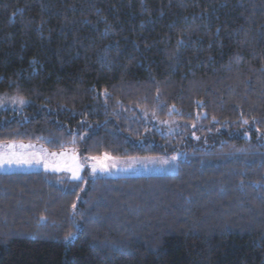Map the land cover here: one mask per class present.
Listing matches in <instances>:
<instances>
[{
    "label": "trees",
    "instance_id": "16d2710c",
    "mask_svg": "<svg viewBox=\"0 0 264 264\" xmlns=\"http://www.w3.org/2000/svg\"><path fill=\"white\" fill-rule=\"evenodd\" d=\"M0 95V143L180 155L0 172V264H264V0H0Z\"/></svg>",
    "mask_w": 264,
    "mask_h": 264
},
{
    "label": "rangeland",
    "instance_id": "374dc122",
    "mask_svg": "<svg viewBox=\"0 0 264 264\" xmlns=\"http://www.w3.org/2000/svg\"><path fill=\"white\" fill-rule=\"evenodd\" d=\"M20 102L15 97L10 99L0 95V107L19 106ZM105 155L108 159L105 161ZM6 158L23 159L29 163L4 164L0 162V172H31L45 170L51 173H64L68 179H74L72 172L64 170L63 165L79 164V178L83 171L87 170L91 176H132L140 173H163L170 174L176 172V163L180 158L178 153L173 155H152L144 157H114L101 154L92 158L80 157L76 149H64L61 151H50L38 144L31 143H0V161ZM96 158V159H93ZM100 161L106 163V170L97 167L93 172L92 167ZM61 166V170H54Z\"/></svg>",
    "mask_w": 264,
    "mask_h": 264
},
{
    "label": "snow or ice",
    "instance_id": "6c2138e0",
    "mask_svg": "<svg viewBox=\"0 0 264 264\" xmlns=\"http://www.w3.org/2000/svg\"><path fill=\"white\" fill-rule=\"evenodd\" d=\"M23 103V101H21ZM96 159V158H93ZM108 157L105 155L104 160L106 161ZM4 164H12V163H29L30 161L23 160V159H12V158H6L0 161ZM97 167H99L101 170H106L107 164L106 163H101L100 161H97L96 164L93 165L92 171L95 172L97 171ZM64 170L72 172V176L74 179H79V171H80V166L79 164L75 165H63ZM54 170H61V166H57Z\"/></svg>",
    "mask_w": 264,
    "mask_h": 264
}]
</instances>
